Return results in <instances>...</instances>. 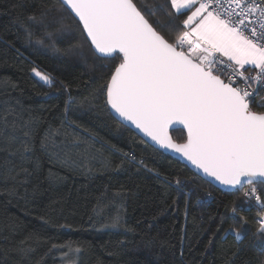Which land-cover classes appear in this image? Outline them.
<instances>
[{
  "label": "trees",
  "instance_id": "16d2710c",
  "mask_svg": "<svg viewBox=\"0 0 264 264\" xmlns=\"http://www.w3.org/2000/svg\"><path fill=\"white\" fill-rule=\"evenodd\" d=\"M54 3L0 0V148L9 147L14 119L17 139L11 148L19 147L23 131L30 133L33 145L23 160L0 151V252L26 239V247L34 249L23 259L10 252L9 264H65L62 251L48 252L52 244L65 243L80 249L72 264H264V238L256 237L259 225L254 221L261 209L243 205V228L239 219L229 218L217 233L226 206L230 209L240 193L196 178L178 159L145 143L111 116L103 97L82 104L107 72L94 66L98 62L90 52L85 62L27 42L26 27L34 39L41 36L28 17ZM33 67L55 77L57 84L41 81L31 72ZM69 96L76 103L66 116ZM170 135L177 142L186 138L181 129ZM121 153H131L153 171L129 163ZM22 168L29 174L17 175ZM157 172L169 180L192 178L194 183L185 189L190 195L178 192L175 184L165 189ZM116 215L135 231L104 227ZM63 224H71L72 230L59 227ZM231 228L237 231H224ZM149 240L153 243L146 246Z\"/></svg>",
  "mask_w": 264,
  "mask_h": 264
},
{
  "label": "snow or ice",
  "instance_id": "6c2138e0",
  "mask_svg": "<svg viewBox=\"0 0 264 264\" xmlns=\"http://www.w3.org/2000/svg\"><path fill=\"white\" fill-rule=\"evenodd\" d=\"M28 20L41 30V36L34 39L32 29L25 28L26 40L34 48L85 62L90 52L98 62L94 66L107 69L99 77L103 83L82 104L103 97L104 107L122 118L121 123L130 122L159 149L191 162L198 170L196 178L240 193L230 209L226 206L217 233L229 218L239 219L242 229L247 223L242 206L253 205L261 209L255 217L259 225L255 235L264 238V111L254 110L264 109V0H154L152 4L143 0H56ZM65 43L67 47L58 46ZM31 72L46 84H57L55 77L36 67ZM59 84L68 89L64 82ZM74 103L69 96L66 116ZM177 125L186 130L183 143L169 135V128L175 130ZM4 126H8V114ZM11 131L9 147L0 151L23 160L33 152L30 133L23 131L19 147L13 149L15 119ZM0 136H4L3 129ZM41 146H45L43 141ZM121 154L129 163L147 169L131 153ZM21 174L28 175V169L22 168L17 175ZM156 175L165 189L175 184L178 192L190 195L191 190L185 189L194 183L192 178L169 180L159 172ZM41 221L48 223L44 217ZM59 227L72 230L71 224ZM104 227L135 231L119 215ZM240 239L237 232L236 240ZM152 243L149 240L146 246ZM29 244L26 239L0 252V264H9L10 252L21 259L28 257L34 251L26 247ZM52 251H62L61 258L68 259L73 248L70 243L52 244L48 252Z\"/></svg>",
  "mask_w": 264,
  "mask_h": 264
},
{
  "label": "water",
  "instance_id": "95a60500",
  "mask_svg": "<svg viewBox=\"0 0 264 264\" xmlns=\"http://www.w3.org/2000/svg\"><path fill=\"white\" fill-rule=\"evenodd\" d=\"M112 117H114L119 123H121V119L122 118H117V115L113 112V113H110ZM122 125H124L125 127L129 128L130 130H132L139 138L143 139L145 141V139H148L149 142L147 143L148 145H150L151 147L153 148H156L158 150H160L162 153H166L168 154L169 156H171L172 158H175V159H178L182 164H184L185 166H187L189 169H191L194 173L198 170H196L194 168L193 165H191V162L187 161L185 158L181 157L180 154L178 153H174L172 152L171 150H161L159 149L158 146H155L154 145V142H151L150 141V138H146L144 137V134L139 130V129H136L135 125H132L130 122H125V123H121ZM175 129H181L185 136H186V130H183V126L182 125H177ZM173 130L172 127L169 128V135H170V131ZM171 136V135H170ZM172 138V136H171ZM173 139V138H172ZM176 141V140H175ZM177 142V141H176ZM184 142V141H183ZM183 142H177V143H183ZM218 189H223V190H226V191H230L226 188H223V187H220V186H214Z\"/></svg>",
  "mask_w": 264,
  "mask_h": 264
},
{
  "label": "rangeland",
  "instance_id": "374dc122",
  "mask_svg": "<svg viewBox=\"0 0 264 264\" xmlns=\"http://www.w3.org/2000/svg\"><path fill=\"white\" fill-rule=\"evenodd\" d=\"M34 74V73H33ZM35 75V74H34ZM257 111H264V109H257ZM75 250H73V253L72 254H70V256H69V258L68 259H63L64 261V263L65 264H72L73 263V258H74V256H75ZM63 256V255H62Z\"/></svg>",
  "mask_w": 264,
  "mask_h": 264
},
{
  "label": "built area",
  "instance_id": "2783aa9c",
  "mask_svg": "<svg viewBox=\"0 0 264 264\" xmlns=\"http://www.w3.org/2000/svg\"><path fill=\"white\" fill-rule=\"evenodd\" d=\"M218 74H219V73H218ZM229 74H230V70H229V71H226V72L224 73V75L222 76V78H226V76L229 75ZM253 74H254V73H253ZM225 82H227L226 79H225ZM254 109H258V108H255V107H254ZM254 221H256L255 218H254Z\"/></svg>",
  "mask_w": 264,
  "mask_h": 264
}]
</instances>
